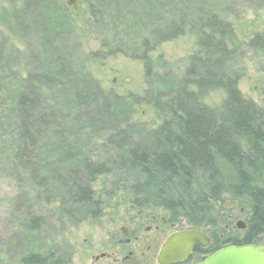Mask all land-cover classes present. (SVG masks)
I'll return each mask as SVG.
<instances>
[{
    "label": "trees",
    "instance_id": "1",
    "mask_svg": "<svg viewBox=\"0 0 264 264\" xmlns=\"http://www.w3.org/2000/svg\"><path fill=\"white\" fill-rule=\"evenodd\" d=\"M21 1V12L11 13L13 22L19 24L23 15L33 14L37 19L31 26L44 37L57 38L62 32L60 23L74 31L70 17L62 18L65 11L54 0H49L44 13L37 11L38 0ZM103 5L105 9L92 8L95 26L91 28L102 38L100 51L88 58L121 54L143 62L146 90L142 96L128 99L107 94L88 70L84 75L76 72L64 57L55 58L37 74L27 75V79L43 85L40 89H27L24 80H18L21 86L12 91L2 92L0 87V125L3 122V127L11 129L6 156L14 171L18 170L14 172L17 180L26 177L44 205L56 204L53 189L59 186L67 195L66 206L80 209L94 205L91 184L97 177L129 170L124 173L142 176L152 198L174 217L191 210L189 223L199 228L213 225L209 222L212 210L205 208L218 203L224 192L217 169V160H222L234 169L230 184L233 197L251 203L247 228L234 245L253 244L264 234V182L260 181L264 173V106L245 99L238 90L239 75L231 64L237 51L229 47L231 26L215 14L190 12L178 0H104ZM187 32L196 37L195 49L184 60L180 74L173 64L150 59L149 54L158 46ZM260 41L264 42V35ZM12 45L5 40L0 42V63L12 58ZM157 69L166 72L163 82L155 73ZM62 79L65 88L68 81L77 89L58 97V91L51 90ZM217 89L225 95L220 113L201 102ZM141 104L168 114L170 121L125 137V128L134 125L132 108ZM65 110L66 115H80V121L82 116L90 120L87 124L91 137L98 136L93 146L110 145L111 156L105 160L93 156L96 153L90 152L89 143H83L81 136L68 134L75 126V131L80 130V121H70L71 129L64 128L65 133L59 134L58 140V116ZM121 116L125 125L120 127ZM104 125L111 131L115 129V135L102 131ZM5 133L4 130L3 136ZM197 175L205 178L206 191L188 203L186 194ZM58 211L69 218L70 213L65 214L63 206ZM36 216L28 210L20 220V228L26 231L22 234L24 239L40 229ZM74 216L70 215L69 220ZM45 259L29 252L19 256L16 264H44Z\"/></svg>",
    "mask_w": 264,
    "mask_h": 264
},
{
    "label": "rangeland",
    "instance_id": "2",
    "mask_svg": "<svg viewBox=\"0 0 264 264\" xmlns=\"http://www.w3.org/2000/svg\"><path fill=\"white\" fill-rule=\"evenodd\" d=\"M38 1L40 6L37 11L44 13L49 6V0ZM178 1L184 7L186 5L190 12L200 10L205 14H215L231 26L233 33L229 47L237 51L231 64L233 72L239 75L238 90L245 99L252 101L257 106H264V42L260 41L264 35V0ZM31 2L36 3L37 0ZM54 2L64 9L65 13L62 18L70 17L72 21V25H70L74 29L72 32L60 23L62 32L57 38L53 35L44 37L40 31L35 30L34 26H31L33 20L37 19L33 14L30 16L21 13L24 18L19 24L12 21L11 13L13 11L20 13L22 10L21 0H0V42L5 40L7 43L13 44L14 47L12 58L0 63L1 91H12L17 85L21 86L20 80L25 81L27 89H40L43 85L27 79V75L37 74L40 70L48 68L47 66L55 58L64 57L70 61L69 65H72L76 72H82L84 75V72L88 70L92 79L105 93H112L125 99L142 96L143 91L146 90L143 62L131 60L121 54L95 60L88 58V55L100 51L102 37L97 30L91 28L95 26L92 8L105 9L104 0H74L70 6L67 4V0H54ZM74 6H76L75 14ZM195 42L196 37L187 32L183 36L161 44L149 54V57L154 62L161 60L173 64L174 70H177L175 72L180 74L183 71L184 60L195 49ZM155 73L160 82H163L166 72L157 69ZM66 82L68 83L66 88L62 84L65 83L62 79L58 82L57 88L54 87L51 91L57 90L59 97L65 92L77 89L76 85V87H72L68 81ZM224 100V91L217 89L202 98L201 102L209 109L220 113ZM66 113L65 110V114L58 116V140L60 139L59 134L62 136L65 133L64 128L71 129L70 121L72 123L80 121L78 118L80 115L76 116L72 113L66 115ZM132 115L131 123L134 125L129 128L124 126L125 130L122 134L125 137L132 135L134 131L141 133L142 128L156 129L164 120L170 121L171 118L168 114L160 113L153 106L145 104L134 106ZM82 118L84 120L81 119L78 123L80 130L75 131L78 129V126H75L69 130L68 134L72 135L73 133L78 137L81 136L80 138L84 140L83 143L90 144V152L96 153L92 154L93 156L107 159L111 156V146H99L98 148L93 146V142L97 141L98 136L96 134L94 138L91 137V130L87 124V121L90 123L91 121L83 116ZM119 122L120 127V124L125 125L122 116ZM3 124L2 122L0 125V130H2L0 148H3V150L0 149V264H16L19 256L29 252L39 253L41 257L56 252L58 257L66 260L65 258L71 256L70 244L76 245L78 252L89 249L90 246L93 247L96 240L102 237L100 230L111 232L122 227L131 228V222H135L137 211L140 209H144L147 214L154 215L158 219L162 217L167 221L168 219L173 220L175 226L174 228L170 227L171 230L179 229L183 232L188 227L196 228L189 223L192 218L191 210L183 214L177 213V216L174 217L159 205V201L152 198L142 176L139 177L132 172L131 175L124 173L129 170H119L112 175L97 177L91 184L95 195L94 205L69 209L70 204L68 206L65 204L67 195L59 186L53 189L56 204L44 205L43 199L35 195L33 184L26 177L21 179L22 181L17 180L14 172H18V170L14 171V166L8 162L6 156L11 129L8 131L9 127H3ZM117 125L115 123V129ZM83 128H85V132ZM4 130L6 133L3 136ZM114 130L106 129L104 125L102 131L112 133ZM118 132L119 130L116 133ZM112 134L115 135V133ZM137 136L138 134H135V140ZM107 140H110V135ZM95 145L98 143L96 142ZM217 169L224 192L218 203L205 208V211L208 212L212 210L209 212V220H211L209 222L213 225H203L198 229L204 232L212 231L217 237L225 232L227 235L237 233L240 237L247 228L251 203L233 197L230 187L231 181L234 180L233 167L222 160H217ZM202 178L198 175L194 177L186 194V197L189 198L188 203L196 200L198 196L201 197L206 191L205 178ZM260 179L261 182H264V173ZM62 206L64 210H67L65 214L68 212L70 215L75 214L73 218L71 217L72 220H69V214V218L60 214L58 210ZM28 210L34 212L39 218L38 227L40 229L31 232V236L24 239L22 234L26 231L20 228V220ZM237 223L243 224L244 228L240 230ZM63 230L65 232L62 235ZM84 240H88V243L85 244ZM260 240L264 242V234ZM259 242H255V244ZM93 250L90 248L88 252H93ZM70 262V264H91L88 257H85L84 260L74 258Z\"/></svg>",
    "mask_w": 264,
    "mask_h": 264
},
{
    "label": "flooded vegetation",
    "instance_id": "3",
    "mask_svg": "<svg viewBox=\"0 0 264 264\" xmlns=\"http://www.w3.org/2000/svg\"><path fill=\"white\" fill-rule=\"evenodd\" d=\"M134 220L135 222H131V228L122 227L111 232L104 229L100 230L102 237L95 242L92 240L94 244L93 247L90 246L95 250L93 252H88L90 248L78 252L76 245L70 244L71 256L65 258L66 260H63L60 256L58 257V253L54 252L46 254L44 258L42 257V259H47H45L44 264H70V261L74 258L84 260L85 257H88L91 264H198L210 254L222 248L236 246L234 243L238 238L237 233L227 235L225 232L217 237L212 231L204 232L198 228L188 227L183 232L197 231L201 233L205 237L206 246L194 245L184 261L164 263L159 260L162 247L169 238L182 233V230H171L170 227L174 228L175 226L173 220L168 219L167 221L162 217L158 219L154 215L147 214L144 209L137 211ZM64 232L65 230L61 234ZM262 235L251 245L259 242ZM61 240L63 241V239ZM84 243H88V240H84ZM257 244L264 245V242L260 240Z\"/></svg>",
    "mask_w": 264,
    "mask_h": 264
},
{
    "label": "water",
    "instance_id": "4",
    "mask_svg": "<svg viewBox=\"0 0 264 264\" xmlns=\"http://www.w3.org/2000/svg\"><path fill=\"white\" fill-rule=\"evenodd\" d=\"M74 0H67V4L72 5ZM76 6H74L75 14ZM241 230L244 225L239 223ZM206 246L205 237L196 231H187L175 234L162 247L159 260L164 263L184 261L194 245ZM198 264H264V245H242L228 246L222 248Z\"/></svg>",
    "mask_w": 264,
    "mask_h": 264
}]
</instances>
